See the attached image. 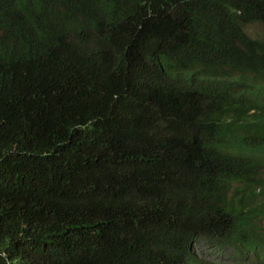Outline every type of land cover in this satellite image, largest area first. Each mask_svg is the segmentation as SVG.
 I'll return each mask as SVG.
<instances>
[{"label": "trees", "instance_id": "trees-1", "mask_svg": "<svg viewBox=\"0 0 264 264\" xmlns=\"http://www.w3.org/2000/svg\"><path fill=\"white\" fill-rule=\"evenodd\" d=\"M251 25L264 0H0V264H264Z\"/></svg>", "mask_w": 264, "mask_h": 264}, {"label": "rangeland", "instance_id": "rangeland-1", "mask_svg": "<svg viewBox=\"0 0 264 264\" xmlns=\"http://www.w3.org/2000/svg\"><path fill=\"white\" fill-rule=\"evenodd\" d=\"M249 32H254L255 30L259 31L260 34L264 32V28L259 26L255 27L254 25L248 26ZM195 250L197 255L200 258H204L206 260L218 263V264H230L231 261V253L226 249H218L211 245L208 241L202 240L199 241Z\"/></svg>", "mask_w": 264, "mask_h": 264}, {"label": "clouds", "instance_id": "clouds-1", "mask_svg": "<svg viewBox=\"0 0 264 264\" xmlns=\"http://www.w3.org/2000/svg\"><path fill=\"white\" fill-rule=\"evenodd\" d=\"M205 241H207V240H205ZM198 242H199V240H198L197 242H193V243H192V246H190L192 256H193V257H196V258H197L198 260H200V261H205L206 264H218V263H215V262H212V261L206 260V259H204V258H200V257L197 255L196 250H195V246H196V244H197ZM208 242H209L211 245H213L215 248H218V249H221V250H223V249L229 250L230 253H231V261H230V264H238V263H236V260H235V258L233 257V251H232V249H230V248H220V247H218L215 243H213V242L211 243L210 241H208ZM241 251H242V250H236V253L240 254ZM248 256L251 257V258H253V256L250 255V254H248ZM124 264H129V262L124 263Z\"/></svg>", "mask_w": 264, "mask_h": 264}]
</instances>
